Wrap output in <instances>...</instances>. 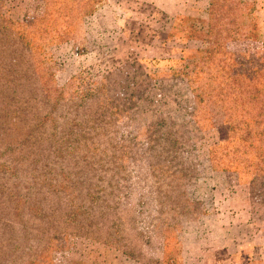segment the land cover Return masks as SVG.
I'll return each mask as SVG.
<instances>
[{
	"label": "rangeland",
	"instance_id": "obj_1",
	"mask_svg": "<svg viewBox=\"0 0 264 264\" xmlns=\"http://www.w3.org/2000/svg\"><path fill=\"white\" fill-rule=\"evenodd\" d=\"M212 1L0 0V264H185L194 237L224 244L225 216L227 264H264V179L226 164L243 156L212 169L229 128L184 81L221 76L218 51L211 70L201 58L226 33L230 56L261 61L264 0H215L217 27ZM158 122L183 137L175 162L167 140L152 147ZM183 190L188 204L165 201Z\"/></svg>",
	"mask_w": 264,
	"mask_h": 264
},
{
	"label": "trees",
	"instance_id": "obj_2",
	"mask_svg": "<svg viewBox=\"0 0 264 264\" xmlns=\"http://www.w3.org/2000/svg\"><path fill=\"white\" fill-rule=\"evenodd\" d=\"M216 5L217 2L213 0L212 10L215 11L216 17L212 13V27L223 25L224 23L222 22H225L224 20L222 21L219 7H215ZM11 11L20 12L16 6L13 7ZM211 32L212 30L209 31V33ZM225 32L228 31L226 30ZM231 32H234V30H231ZM233 38L234 37L230 36L229 33H226L222 39L219 40L216 37L212 43L214 45L217 44L215 49H207L206 53L209 55L201 58V60H203V66L208 63V69L211 70L212 64L209 65V62L214 54H218L215 53L218 51L219 54L222 55V58L218 59L214 68H217V72L221 74V76L211 74L209 78H204L202 75L197 74V76H190V74L186 73L184 74V81L188 84L189 89L193 93L196 104L218 108L222 113L221 123L229 128L228 137L216 143L215 147L211 150L210 162L212 164V169L216 171L220 170L217 166V164L220 163L219 159H222V157L218 156L220 153L224 158L232 157L234 160L237 156L238 160L240 156H243L245 157L243 159L245 162L242 165H235V163H230L227 159L226 164H231L233 168L239 165L244 167L245 170L247 169L248 172H256V174H258L256 175L257 178L264 179V55L259 56V60L261 61H255V64L244 61L243 58L236 60V58L233 57L236 55L233 54V56H230L227 50L224 51V49L227 48L226 43L228 40ZM214 50L215 52L212 53ZM249 63L251 64L248 67ZM215 84H217L218 87H216ZM167 126L170 128L165 131V134H163V132L160 133V129ZM176 126V123L171 126L170 124L167 125L165 122H158L156 127H153L151 131L155 137L150 134L153 141V148L156 147L157 142L168 141L169 148L171 149L170 151L173 152L172 154H175L172 157L174 162L175 159H177V153H174L173 150H176L179 141L183 139V137H177V133L180 131ZM132 130L134 129L132 128ZM182 130L184 131L183 134H188L184 141V144L188 146L191 141L189 132H186L185 126ZM120 140L122 143H126V145L123 144V152H128L130 154L131 149L127 148V144L130 142L126 138V135H121ZM75 143L76 142H74V144ZM93 150H100V146L94 144ZM184 150L183 144H181L179 146V151L183 152ZM150 154L152 156V153ZM123 156V154L120 156L121 159L119 162L123 165L122 169H126L127 162ZM152 165H154V168L160 167L155 162H153ZM171 165L172 163H169V165L166 166L167 172H173ZM180 196H186L184 190L181 191L180 195H176L175 198L167 195L164 197L166 199L165 201L170 205L171 200H175L176 202L177 197ZM184 200L185 204L189 203V198L187 196ZM204 213L205 211H203V214ZM162 226L161 235L164 242H167L169 231L166 232L165 227L172 228L171 222H163ZM154 264H156V261ZM157 264H161V262L158 261Z\"/></svg>",
	"mask_w": 264,
	"mask_h": 264
},
{
	"label": "crops",
	"instance_id": "obj_3",
	"mask_svg": "<svg viewBox=\"0 0 264 264\" xmlns=\"http://www.w3.org/2000/svg\"><path fill=\"white\" fill-rule=\"evenodd\" d=\"M170 1H175V0H161V2H166V3ZM16 8L24 12V9H21L19 6H16ZM158 11H160V9ZM161 12H163V14H166L168 17L169 15L172 14L171 10L164 8L161 9ZM132 14H138V11L137 13H132ZM177 14H182V13L180 12ZM215 210L216 209L213 208V213ZM215 212H218V209ZM213 213L211 212V215L214 216L215 214ZM222 216L224 217V214ZM224 218L225 219L222 221L223 223L220 226L222 227L221 228L222 235H218V238L224 241V244L222 246L208 247V245H206L207 243L206 239L215 238L212 234L209 235L210 237L206 236L205 234H201L198 237L197 236L194 237L193 239L194 241H190L184 250L185 261H186L185 264H227V262H230V259H227V255H228V251L230 253L234 252L232 251V249L235 248V243L232 240V238L234 239L235 236L231 235L227 230L228 227L232 228L237 223V221L235 217L227 218L225 216ZM224 224H226V226H223ZM224 228L226 229V231L224 230ZM190 243H194V246L193 245L190 246Z\"/></svg>",
	"mask_w": 264,
	"mask_h": 264
}]
</instances>
